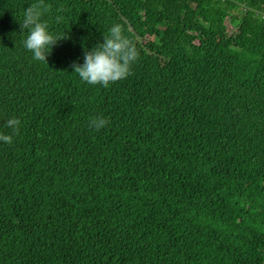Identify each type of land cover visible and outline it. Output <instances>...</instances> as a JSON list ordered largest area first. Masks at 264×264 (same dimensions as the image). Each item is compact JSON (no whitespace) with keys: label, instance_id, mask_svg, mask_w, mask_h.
<instances>
[{"label":"trees","instance_id":"16d2710c","mask_svg":"<svg viewBox=\"0 0 264 264\" xmlns=\"http://www.w3.org/2000/svg\"><path fill=\"white\" fill-rule=\"evenodd\" d=\"M113 23L137 60L82 81ZM0 132V264H264V0H0Z\"/></svg>","mask_w":264,"mask_h":264},{"label":"clouds","instance_id":"9594fccd","mask_svg":"<svg viewBox=\"0 0 264 264\" xmlns=\"http://www.w3.org/2000/svg\"><path fill=\"white\" fill-rule=\"evenodd\" d=\"M43 11L35 6H29L24 13L23 29H28L23 41L33 58L38 61H46L52 46L62 37L55 35L43 20ZM138 50L133 40L125 34V29L120 23H113L108 29V35L103 36V41L86 49L83 63L73 62V71L82 81L89 84H103L125 78L131 69V65L138 58ZM7 126L15 132L20 120L12 117L7 120ZM107 123L103 117H96L90 121L95 129L99 130ZM0 141L9 144L13 141L12 134L0 132Z\"/></svg>","mask_w":264,"mask_h":264},{"label":"rangeland","instance_id":"374dc122","mask_svg":"<svg viewBox=\"0 0 264 264\" xmlns=\"http://www.w3.org/2000/svg\"><path fill=\"white\" fill-rule=\"evenodd\" d=\"M134 44H135V46H136V48H137V50L139 52V50H140L139 43L138 42H135ZM218 210L224 212L225 214H229L230 213V211H229L228 208H218Z\"/></svg>","mask_w":264,"mask_h":264}]
</instances>
